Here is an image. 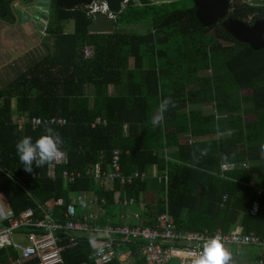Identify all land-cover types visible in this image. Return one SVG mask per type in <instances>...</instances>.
Masks as SVG:
<instances>
[{
	"label": "trees",
	"instance_id": "obj_1",
	"mask_svg": "<svg viewBox=\"0 0 264 264\" xmlns=\"http://www.w3.org/2000/svg\"><path fill=\"white\" fill-rule=\"evenodd\" d=\"M14 1H0V21L16 22L11 14ZM178 1L128 0L111 34L89 31L92 19L85 6L66 11L52 5L46 29L53 43L50 56L0 90V199L15 215L32 209L41 217V207L52 206L63 222L71 196L85 192L105 199L99 206L105 212L103 225H123L116 202L121 192L123 198L136 200L127 214L140 215L139 220L128 219L129 224L154 227L167 213L184 231L227 233L239 223L245 233L264 237V156L257 144L264 139V49L255 51L234 39L221 21L202 26L194 3L179 7ZM255 2L232 0L231 14L264 16V2ZM67 21L75 22L74 32L59 27ZM138 24L147 29L124 30ZM86 47L94 49L93 59H86ZM165 97H171L175 107L153 128L150 118ZM207 107L215 111L206 113ZM16 114L63 116L67 123L36 128L27 123L19 130L13 122ZM98 117L107 122L93 125ZM46 126L61 134L68 158V164L57 168L55 180L47 165L25 172L15 150L18 139L29 135L35 141ZM201 149H208L207 155H201ZM115 150L121 152L124 175L140 171L150 176L133 184L102 186L92 174L94 166L100 164L108 172ZM243 163L249 168L241 167ZM232 164L238 166L223 171ZM64 169L83 176L68 185L61 176ZM59 198L64 199L62 207L55 205ZM255 200L261 210L253 216ZM105 238L91 233L75 244L62 241V264H96L90 257ZM117 242L120 249L131 251L128 264H146L141 244ZM18 259L12 246L0 250L2 264Z\"/></svg>",
	"mask_w": 264,
	"mask_h": 264
},
{
	"label": "built area",
	"instance_id": "obj_2",
	"mask_svg": "<svg viewBox=\"0 0 264 264\" xmlns=\"http://www.w3.org/2000/svg\"><path fill=\"white\" fill-rule=\"evenodd\" d=\"M232 2V0H231ZM128 0H124L125 8ZM90 17H94L96 13L108 15L116 18L117 16L110 12L109 6L105 0H97L92 5L85 7ZM230 7V13H231ZM249 15L248 20L252 19ZM86 59H93L94 49L86 47L84 50ZM1 108V104H0ZM13 122L17 128L21 130L27 123L33 128L40 125H63L67 123V119L63 116H14ZM106 119L98 117L93 125L98 123H106ZM64 152V151H63ZM65 153V152H64ZM121 152L115 150L112 153V161L109 165L108 172H104L100 164H96L93 169L95 179L104 187L113 185L119 181L122 185L133 184L137 180L145 181L150 175L148 172L137 171L132 175H124L120 169ZM66 159V162H65ZM68 164V158L65 157L59 161L53 162L48 166V175L53 180L57 177V168ZM236 164L224 165L223 171L235 168ZM241 167L248 169L249 164L243 163ZM154 175V173H153ZM36 175H34L35 177ZM62 178L68 185L75 184L83 174L80 171L64 169L61 173ZM166 181H167V177ZM250 186L256 188L254 181L250 182ZM262 190L258 189L257 194L261 195ZM228 196L224 198L226 203ZM64 199H58L56 207L65 205ZM116 202L124 207L136 205L134 198H123L121 192L116 195ZM105 203V199H99L97 196L82 192L73 197L65 206L62 214L64 221L60 222L55 216L54 207H41V217L36 216L35 211L27 209L19 215L14 212H3L0 209V250L6 246H12L20 252V257L13 264H22L25 261L38 259V264H62L64 262L61 255L62 241L76 243L79 238L91 233L103 235L106 238L101 240L97 251L91 255L90 261L96 264H107L119 259L122 264H127L131 251H125L118 247L120 239L132 243L141 244V257L146 264H187V257L192 253L202 250V243L205 239L212 235H219L229 249L231 246H263L264 237L256 232L245 233L241 227L229 231L227 233L218 230L214 234L184 231L180 230L177 225L170 221L167 213L160 215L158 223L154 227L143 226L142 224H129L126 221L131 217L139 220L140 215L135 213L132 216L126 212H122L119 216L125 223L123 225H103L101 217L98 213L77 214L79 207H99ZM261 210V203L255 200L252 204L250 214L256 216ZM15 235H22L29 239V243L23 242L21 239L16 240ZM230 250V249H229ZM2 264V263H0ZM81 264H90L84 262ZM229 264H236L230 260ZM257 264H264V259L257 261Z\"/></svg>",
	"mask_w": 264,
	"mask_h": 264
},
{
	"label": "water",
	"instance_id": "obj_3",
	"mask_svg": "<svg viewBox=\"0 0 264 264\" xmlns=\"http://www.w3.org/2000/svg\"><path fill=\"white\" fill-rule=\"evenodd\" d=\"M97 0H30L21 3L18 8L22 21L29 20L39 29L45 31L50 20L52 5L66 11H73L81 6H90ZM195 14L204 27H209L221 21L223 27L239 42L250 45L253 50L264 49V17L248 23L241 17L230 13L231 0H193ZM110 12L117 17L112 18L101 12L96 13L89 31L94 34H111L116 29L118 16L123 11L124 0H105ZM27 18V19H26Z\"/></svg>",
	"mask_w": 264,
	"mask_h": 264
},
{
	"label": "clouds",
	"instance_id": "obj_4",
	"mask_svg": "<svg viewBox=\"0 0 264 264\" xmlns=\"http://www.w3.org/2000/svg\"><path fill=\"white\" fill-rule=\"evenodd\" d=\"M175 107L171 97L162 98L150 118L153 128L159 126L164 120V113L169 107ZM63 139L61 134L52 127H45L43 132L33 141L29 135H24L15 143L16 154L19 157L23 169L27 173H33L35 168L51 166L53 162L65 157L62 151ZM259 153L264 156V139L257 142ZM201 155H207L208 149H201ZM234 155V154H233ZM229 156L225 154L223 160ZM66 162V159H65ZM232 258L231 251L225 247L223 239L219 235H212L202 243V250L192 253L187 257V264H229Z\"/></svg>",
	"mask_w": 264,
	"mask_h": 264
},
{
	"label": "crops",
	"instance_id": "obj_5",
	"mask_svg": "<svg viewBox=\"0 0 264 264\" xmlns=\"http://www.w3.org/2000/svg\"><path fill=\"white\" fill-rule=\"evenodd\" d=\"M0 1H5V0H0ZM29 1L30 0H15L12 3L11 14L16 19L15 23L10 24L6 21H0V27L1 28L9 29V30L21 28L27 34V36H30L31 38H33V44H34V46L32 48H28L24 52H21L20 55L17 57V59H10L8 61H4L2 58H0V90L3 89L5 86H7V84L13 82L17 77H19V75L24 73L27 69L34 66L38 62H40L43 58H47L48 56H50V54L52 52L53 43L51 42V39L47 36L46 30L42 31L34 23H32L29 20L22 21L20 19L21 17H23L24 14L19 15L18 14V12H19L18 8L20 7L21 3H23V4L28 3ZM255 4L256 5H258V4L262 5L263 3L255 2L254 5ZM230 7H231V11H233L234 7H232V2H231ZM256 12H258V8H257ZM249 15L253 16L251 20H248ZM261 17H264V16H261ZM91 19L93 21V17H91ZM243 19L245 21H247L248 23H253L256 20L255 14H252V13L248 14ZM65 31L68 33H72L75 31V29L74 30L67 29ZM1 46H2V44L0 42V48H1ZM1 51H3V47L1 49ZM77 195H78V193L73 194L71 196V199ZM90 195H93V194H90ZM61 199H63V198H61ZM79 208H82V207H79ZM85 208H89V207H85ZM90 208H91V210L87 213H98L100 216H103L105 214V212L102 209H100L99 207H90ZM118 208H119V211H118L119 216L122 212H126V213L132 212L131 207L129 208V207L119 206ZM0 209L3 212H8V211L13 212L12 209L8 208L7 206H5L2 203L1 199H0ZM83 214H85V213H82V214L79 213V215H83ZM237 227H241L239 225V223L237 225H235L232 230L236 229ZM18 236H21L20 239L23 242L26 241L25 243H29V239L27 237L25 239V237H23L22 235H18ZM229 249L232 253L231 260L233 262H235L236 264H257L258 260L264 259V254L262 253V252H264L263 246H261V247H259V246H231V247H229ZM19 257H20V252H19ZM131 260L132 259L130 258V262H131Z\"/></svg>",
	"mask_w": 264,
	"mask_h": 264
},
{
	"label": "rangeland",
	"instance_id": "obj_6",
	"mask_svg": "<svg viewBox=\"0 0 264 264\" xmlns=\"http://www.w3.org/2000/svg\"><path fill=\"white\" fill-rule=\"evenodd\" d=\"M154 2H161L164 0H152ZM257 3H263L264 0H255ZM192 3H194L193 0H179L178 6L179 7H187L190 6ZM261 15H264V12L261 13ZM59 27H64L65 30L67 29H75V22L74 21H67L62 22ZM147 29L146 24H138V25H131L126 26L124 30L126 32H144ZM0 42L2 44L0 48V58H2L4 61H8L10 59H17V57L20 55L21 52H24L28 48H32L34 46L33 44V38L30 36H27V34L20 28V29H4L0 27ZM3 47V51H1ZM111 89L113 86L110 87ZM113 90V89H112ZM206 113H213L215 111L212 107L205 108ZM14 116H21L19 114H16ZM248 119L253 118L252 115L247 116ZM54 125V124H53ZM152 195H147V201H151ZM91 210V208H79V213H87ZM21 236L15 235L16 240H20ZM264 254V252H262ZM131 255H129V258ZM130 259L127 260V264L129 263Z\"/></svg>",
	"mask_w": 264,
	"mask_h": 264
}]
</instances>
